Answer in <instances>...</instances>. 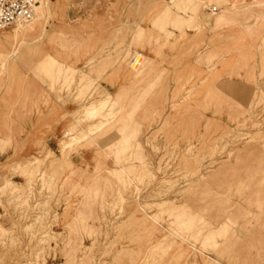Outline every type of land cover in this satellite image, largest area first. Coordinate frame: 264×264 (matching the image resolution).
Masks as SVG:
<instances>
[{
    "label": "rangeland",
    "instance_id": "obj_1",
    "mask_svg": "<svg viewBox=\"0 0 264 264\" xmlns=\"http://www.w3.org/2000/svg\"><path fill=\"white\" fill-rule=\"evenodd\" d=\"M33 1L0 33L23 44L0 45V264H222L264 237V0ZM40 105L60 152L11 133Z\"/></svg>",
    "mask_w": 264,
    "mask_h": 264
},
{
    "label": "crops",
    "instance_id": "obj_2",
    "mask_svg": "<svg viewBox=\"0 0 264 264\" xmlns=\"http://www.w3.org/2000/svg\"><path fill=\"white\" fill-rule=\"evenodd\" d=\"M12 29V28H11ZM10 30V29H8ZM112 36V29H106L104 31H97L95 37L99 39L97 49H100L101 45L104 43L103 39H106L105 42ZM107 82H103V87L109 93H117L120 88V83H116L111 81V74L107 75ZM41 84V83H40ZM39 85V84H38ZM42 85V84H41ZM39 85V86H41ZM43 86V85H42ZM46 88V86H44ZM58 105L63 107V114L66 113L65 105L63 103H59ZM41 106V105H40ZM41 113L38 111H34L31 115H25L24 117L10 116L11 121L16 123L17 129H11V133H25L27 135H40L43 139L46 147L52 151L56 149L58 146L59 149V139L57 138L58 134H61L62 129L60 128V124L57 125L56 121H51L48 116V111L44 107L41 106ZM19 121V122H18ZM19 123V124H18ZM21 126L22 129L18 130V126ZM53 128V129H52ZM49 134V136H47ZM58 139V142H57ZM258 150H263L262 147H258ZM80 156L71 157L72 163L76 165L81 164ZM263 180V176L260 175L256 178V182H261ZM234 181H237L234 179ZM249 210V213L257 215L259 211L255 208L247 207L245 208ZM245 224L244 221H240L239 225L243 226ZM214 259H217L222 264H264V237H258L254 233H247L244 228L240 231L239 236L235 240L234 244L229 249V253H225L223 257L219 255L211 254ZM210 255V256H211ZM203 261H201V264Z\"/></svg>",
    "mask_w": 264,
    "mask_h": 264
},
{
    "label": "built area",
    "instance_id": "obj_3",
    "mask_svg": "<svg viewBox=\"0 0 264 264\" xmlns=\"http://www.w3.org/2000/svg\"><path fill=\"white\" fill-rule=\"evenodd\" d=\"M34 8L33 0H0V31L31 21ZM213 12H218V9L214 7ZM133 63L137 65L138 61L133 59Z\"/></svg>",
    "mask_w": 264,
    "mask_h": 264
},
{
    "label": "bare ground",
    "instance_id": "obj_4",
    "mask_svg": "<svg viewBox=\"0 0 264 264\" xmlns=\"http://www.w3.org/2000/svg\"><path fill=\"white\" fill-rule=\"evenodd\" d=\"M50 5V2H47V6H49ZM36 6H38V4H36ZM35 9V8H34ZM34 15H35V11H34ZM34 15H33V18L31 19V21H29L28 23H21V24H19V25H17V26H15L14 28H16V27H18V26H20V25H25V24H29V23H31L32 21H33V19H34ZM13 29V28H12ZM3 31H6V30H2V31H0V33L1 32H3ZM39 43H40V41L38 42V45H39ZM34 44V43H33ZM32 44V45H33ZM35 44H37V43H35ZM0 45L2 46V45H4L5 47H6V49L9 51V53H10V58H9V61H8V64H15V63H18L19 62V55L21 54V52H22V46H23V44H20L19 46H15V45H9L8 46V43H7V41L6 40H2L1 42H0ZM133 59H136L137 61H138V64L137 65H139V64H141V62H142V60L144 59V57L142 56V55H139V56H137V57H133L132 59H131V61H130V63H131V65H133V66H137L136 64H134L133 63ZM105 104V103H104ZM102 107L103 108H105V105H102ZM101 109V108H100ZM91 114H96V112L95 111H92V113ZM74 131V130H73ZM72 134L69 132L68 134H67V136H71ZM27 160V159H26ZM27 164V163H26ZM31 166V165H30ZM27 169V168H26Z\"/></svg>",
    "mask_w": 264,
    "mask_h": 264
}]
</instances>
